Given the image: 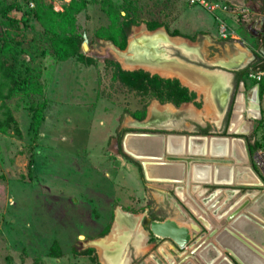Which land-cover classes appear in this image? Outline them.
<instances>
[{
	"label": "rangeland",
	"instance_id": "rangeland-1",
	"mask_svg": "<svg viewBox=\"0 0 264 264\" xmlns=\"http://www.w3.org/2000/svg\"><path fill=\"white\" fill-rule=\"evenodd\" d=\"M3 1L8 5L16 3L9 14L19 22L18 29H8L0 19V62L13 63L21 78V90L5 102L17 120L22 136L18 137L11 130L0 132V264H103L100 253L104 249L99 251L95 242L108 234L118 214L137 225L145 218L150 221L170 218L192 232L188 245L192 247L178 248L169 239L153 235L149 226L142 224L150 235L149 247L143 255L132 254L134 250L129 247L132 254L129 264L147 262L145 259L151 264L150 256L159 264H168L164 255L167 241L180 250L176 253L173 249L176 261L172 264H178L205 237L216 233L209 231L212 223L186 196L185 181L148 180L144 163L125 150L124 139L128 132L185 137L227 136L241 140L246 151V164L261 180L260 184L231 186L204 182L196 185L190 180V192L204 207L202 201L215 191L232 193L215 212L220 219L206 211L221 226L227 224L226 213L239 202L249 200L245 207L248 208L261 198L264 194V68L255 71L252 67L264 62V30L260 21L264 17V0H209L226 4L227 12L231 10L223 18L216 10L210 11L215 15L211 19L205 8H199L200 5L197 7L189 0H74L73 25L58 17L55 20L41 17L43 8L52 6L54 11H62L70 0ZM112 6L113 15L119 16V22L135 19L124 47L119 43L124 30L110 27ZM197 9L205 13H198V16L194 13ZM154 23L160 26L150 28L149 25ZM222 26L225 27L224 35ZM144 29L162 30L171 37L199 42L206 48L207 60L217 58L233 43L252 49L254 58L250 68L234 90L231 88L234 91L230 95L231 112L227 118L224 114L219 126L203 118L182 119L187 123L185 128L177 125L180 122L173 119L174 116L163 120L148 119L153 104L180 108L189 103L202 109L203 103L202 97L188 87L194 95L190 101L180 104L161 102L154 95L166 87L165 83L154 79L144 86L141 81L144 77L122 75L126 71L142 70L149 77L175 78L149 72L144 69L150 68L145 63V66L143 63L135 65L129 61L134 54L130 41L135 35L139 39L144 36L134 43L135 48L152 47L150 39L143 35L147 34ZM58 39L75 51L78 48L77 53L59 60L54 54ZM162 49L158 47L157 52ZM121 56L132 67H125L120 62ZM142 56V60L151 59L146 50ZM3 81L0 71V83ZM255 81L260 82L263 89L261 95L258 92L259 108L253 118L247 115L246 107L252 89L258 85ZM239 103L241 106L244 103L242 110ZM237 109L242 113L241 122L237 130L229 131V125L236 122L234 113ZM38 110L42 112L43 120L38 134L34 135L30 129L31 116ZM160 121L173 126L166 130L156 129ZM203 128L207 132H202ZM198 147L193 144L192 154L185 155L202 156ZM30 158L33 162L29 170ZM249 193L253 195L247 196ZM181 215L187 220L185 223L177 220ZM207 244L217 246L213 239ZM222 251L235 260L228 251Z\"/></svg>",
	"mask_w": 264,
	"mask_h": 264
},
{
	"label": "bare ground",
	"instance_id": "bare-ground-1",
	"mask_svg": "<svg viewBox=\"0 0 264 264\" xmlns=\"http://www.w3.org/2000/svg\"><path fill=\"white\" fill-rule=\"evenodd\" d=\"M241 1L243 2V0ZM260 21L262 26L263 25L262 19H260ZM143 35L147 36L145 38L150 39L151 36L150 33ZM137 38L138 35H135L134 40L131 41L132 44H130L131 45L130 49L134 53L132 58L139 59L143 57L142 56L143 53L141 52V48L139 49L134 47V43H137ZM121 62L127 68L131 66L126 63L124 58L122 59ZM137 62L139 64L143 63V61L139 62L138 60ZM161 72L162 73L164 72L165 75L171 74L167 70H163ZM182 80L186 82V79L182 78ZM258 102H259L258 89L255 86L250 93V98L246 107L248 109L247 115L249 114V116H252L253 118L257 115L259 108ZM172 107L173 106L171 105L162 106L159 104H153L150 107L148 119L149 120L154 119L153 117L156 114H158V116L155 118L162 116L168 118L170 114H174L178 112ZM241 118L242 115L238 113L237 115H235L234 120L236 122H239ZM160 123H162V121H160ZM235 129L236 127L234 126V122H232V127L229 129V131H234ZM168 143L172 145V150L174 151V154L180 153L181 150H184L185 154H188L190 151H192V148L189 146V139L187 137L181 138L179 136H171L170 138H168L167 135L161 133L128 132L124 139L125 149L131 155H134L138 160L144 163V169L148 180L155 182L161 181L163 183H171V182L184 183L186 177L185 163L177 159L175 160L167 159V155L170 152L172 153V150L169 151V148L167 147ZM192 144H196L199 146L197 148L198 149L197 151L199 152L202 150L206 151L205 153L206 157H216L220 155V156H224L227 159V161L231 160V162H225L219 165H215L213 162L210 163L197 162L193 164L190 167V171H191L190 180L192 181V183L195 184L197 183L201 185V183L204 182L214 183V184L222 182L231 186L239 185V184L256 186L260 184L259 182H261V180L251 170V168L248 166L249 164L248 165L246 164V159H247L246 151L244 144L241 140L235 139L234 137L225 136V137H217L215 139H210V140L208 139L205 146L204 144H202V141L199 142L198 140L194 141ZM164 153L167 154L164 155ZM196 179L197 181H195ZM192 183L188 188L189 193H187L185 189V194L196 204L198 210L206 216L208 221L212 223L211 225L213 226L209 231L210 232L214 231L216 233L212 237L207 236L204 238L203 241L199 242L198 245L193 248L194 253L188 255V257H185L183 262H181V264H190L189 262L190 259L194 260L197 264H203V263L213 264L216 259H220L221 257L224 258V261H226L227 264H236L233 259L232 260L229 259V257L227 255L226 257L224 253H222L223 255L220 257L219 253L223 252L222 250L231 252L234 255V257L242 264H259V261H257L256 258L264 259V253L261 251L262 249L260 248V246L257 245L255 242H257L258 240L259 241L261 240V242H263L262 239H264V214L262 213V210L264 209V194L261 195V198L258 196L260 199L258 201L253 202L248 208L245 207L248 205L247 203H249V200H244L241 203L239 202L237 206L235 205L236 207H234L230 212L228 211V213H226L227 214L226 216L231 215V218L225 219L227 221V224H225V226H221L218 222H216L214 218H212L211 213L208 212H212V214H214L216 218L220 219L219 216H217V213L215 212L218 211L217 209L220 208L222 204H224L227 200H229V198L232 196V193L230 191L220 192L219 190H217L214 193H212L208 198L204 199V201L201 200L202 203L204 202L205 204L204 207L197 202V200L193 197L192 193L190 192ZM220 195H223V198L219 202L213 204L212 205L213 207L211 209H208L211 203L215 201V199ZM252 195L253 194L251 193L247 194V196H252ZM244 209L245 211H243ZM177 220L182 223H185V221H187L185 220V217L182 215ZM174 221L177 223V225H179L176 220ZM116 222L119 224H122L121 222H124V220L121 218V214L117 215ZM250 225H254L255 228L260 232H258L256 229L248 228L251 227ZM179 226H184L188 229L190 234V240H189L190 243L192 239L191 230L189 229V227L185 226L184 224ZM196 229H198V227H196ZM212 238H214V242L215 244H217L216 247L220 248L221 250L218 253H216L215 249L213 248L214 244L211 245L207 244ZM165 239H169V238H165ZM169 240L172 241L171 239ZM189 243L186 244L184 247L189 245ZM174 249L176 248L174 247ZM170 252L171 254L173 253L172 255H174L175 253L173 250H171ZM199 256H201L206 261V263L204 262V260L200 259ZM109 264H113V263H109Z\"/></svg>",
	"mask_w": 264,
	"mask_h": 264
},
{
	"label": "crops",
	"instance_id": "crops-1",
	"mask_svg": "<svg viewBox=\"0 0 264 264\" xmlns=\"http://www.w3.org/2000/svg\"><path fill=\"white\" fill-rule=\"evenodd\" d=\"M198 6L199 5H197V7ZM199 8H201V6ZM201 10L202 9H197L196 11H194V13L198 16H199L198 13H205V11H201ZM207 11H206L207 16L210 19L211 17L214 18L213 16L215 15H212L210 11L209 12ZM216 11H217L216 14L221 18L231 13L230 12L231 10H229V12H227L228 10L223 11L219 9ZM209 26H211V24H209ZM145 31L147 34L148 33L151 34L150 44L154 47V51H152L153 58L151 62L145 63L152 70L149 68H144L145 66L144 63H143L144 66L141 65L140 67L144 68L149 72L157 73L164 77H175L179 79L184 86L188 87L190 90L196 92L198 95L202 97V103H203L202 109H196L195 107L191 106L189 103L182 104L180 108H176L172 105L173 106L172 108L178 111L179 113L176 112L174 114H170L168 118L174 116L172 118L180 122L177 125L179 127H184V128L187 127V123L181 120L186 117L192 119L203 118L213 123L215 126H219L227 109L230 99V93H231L230 91L232 90L231 86H232L233 74L231 73V71L243 69L248 65L250 66L254 58L252 49H250L248 46L241 44L234 46L233 43L231 46L228 47V49H226V52L222 53L217 58H213L212 60H207L206 48H204V46L201 45L199 42H192L188 39L186 40L184 38L177 36L171 37L168 36L162 30H160L161 32L160 31L151 32L147 30ZM139 40L141 39H139L138 37L137 42ZM158 47L163 48L161 52H157ZM203 48L205 49V52L203 51ZM168 49L170 50L169 52L167 51ZM142 51L144 54L145 49L141 48V52ZM175 51L177 52L180 51L179 53L185 56L187 59L184 60L177 54L173 55L172 53ZM119 59L121 62L123 56L119 57ZM128 59L130 62H133L134 64L138 63L137 58H128ZM197 60L200 61L202 64L201 65L195 64L194 61ZM163 70H167L171 74L165 75L164 72L163 73L161 72ZM182 78L186 79V82H184ZM239 105H240V110H242L241 107L243 108L244 103L243 106H241L242 103H239ZM244 109L246 110L245 107ZM238 113L242 115V113L237 109V111L234 114L237 115ZM157 116L158 114L154 115L153 118ZM158 118L165 119L166 117L162 116ZM170 121H172V119H170ZM240 122L241 121L236 123L234 122V126L236 127L235 130H237ZM159 124L160 123H157L158 127H156V129L158 128L161 130L162 129L166 130L173 126L172 123L168 124L167 121H165L161 125ZM122 219H128V218L124 217ZM115 220L112 223L108 234L102 240H98L95 242L98 249L100 248L99 251L104 249L102 254L100 253L101 255L100 259L103 264H109V263L129 264L132 260V254L143 255L146 253L149 247L148 241L150 235L149 232L142 227V223L140 225H137V222L131 224L132 221L128 219V220H124V222H121L122 224H119L117 222L115 223ZM250 226L251 227L248 228L256 229L254 225H250ZM212 239L214 241V238ZM262 241L263 242H261V240L260 241L258 240L255 243L260 246V248L262 249L261 251L264 253V245H263L264 239H262ZM171 242L167 241L168 246L165 245L166 250L164 249V245H163L164 251H167V253H165L164 255L167 258L168 264H172L173 262L176 261V255H172L170 252L171 250L174 249ZM129 247H131L134 250V253L131 252L132 254H130ZM188 247L191 248L192 245ZM213 248L215 249L216 253L220 252L216 246H213ZM167 249H169V251ZM179 252L180 250H176V253ZM222 255H223L222 252H220L219 256L221 257ZM199 257L200 259L204 260L201 256ZM149 258L153 262L151 264H159L158 260L153 256H150ZM256 259L257 261H259V264H264V259L262 258H256ZM145 260L147 262L142 261L140 264H150L148 263L147 259ZM189 262L190 264H197L194 260L191 259L189 260ZM204 262L206 263L205 260ZM218 263L227 264V262L224 261L223 257H221L220 259H216L213 264H218Z\"/></svg>",
	"mask_w": 264,
	"mask_h": 264
},
{
	"label": "trees",
	"instance_id": "trees-1",
	"mask_svg": "<svg viewBox=\"0 0 264 264\" xmlns=\"http://www.w3.org/2000/svg\"><path fill=\"white\" fill-rule=\"evenodd\" d=\"M33 5V4H32ZM16 6V3H12L10 5L6 4L5 1L0 0V19L3 25L8 29H18L19 28V22L17 19L12 17L9 12ZM74 0H70V2L63 7L62 11H54L52 6L43 8L41 10V17L49 19V20H55L57 17L62 20H67L71 25L75 22V17L72 13L74 10ZM114 6H112V9L110 11V27L112 28H119L123 29V33L120 35V46L124 47L126 43V39L128 37L129 31L132 27V25L135 24V19H122V21L119 22V16L113 15ZM76 11V10H75ZM74 11V12H75ZM135 12V11H134ZM157 26H160L158 23H154L153 25H149L150 28H155ZM8 33L10 32L7 30ZM114 40H117L114 38ZM80 42V41H79ZM79 46V44H78ZM78 51H75L74 49L69 48L68 45H65V43L58 39V41L55 42L54 47V54L59 60H65L68 57L76 54ZM249 66L245 67L240 70L233 71L234 74V86L236 87L238 83L242 80V77L245 73L248 72ZM0 71L3 79L5 82L0 83V132L1 133H7L9 130L13 131L15 135L18 137L22 136L21 129L19 128L18 122L15 119L10 107L5 102L6 99H10L13 95H15L18 91L21 90V78L19 77V74L17 75L13 63H9L7 61H1L0 62ZM122 75H130L132 77H137L140 75L141 79L144 77L141 81L144 86L151 83L154 79L157 81L163 82L166 84V87L162 90L156 91L155 95L161 102L171 101L175 104H180L182 102L190 101L194 95L192 92H189L187 87L182 86L178 79H162L158 75H152L149 77L148 74H145L141 71H126L123 72ZM255 83H258V92L259 95L262 94L263 86L260 82L255 81ZM3 87H5V90H3ZM41 87L38 88V91L41 92ZM229 111L226 114V118L229 116ZM43 120V114L41 111H35L31 116V124L30 129L34 135L38 134V129ZM202 132H207L206 128L201 129ZM33 160L32 158L28 161V169L30 170V166L32 164Z\"/></svg>",
	"mask_w": 264,
	"mask_h": 264
},
{
	"label": "water",
	"instance_id": "water-1",
	"mask_svg": "<svg viewBox=\"0 0 264 264\" xmlns=\"http://www.w3.org/2000/svg\"><path fill=\"white\" fill-rule=\"evenodd\" d=\"M263 30H264V27H263ZM263 40H264V36H263ZM262 51L264 52V43H263ZM263 68H264V62H261V63L257 64L256 66L252 67V70L261 71ZM256 87L258 89V85L257 84H256ZM231 127H232V123L229 125V129ZM167 136H168V138H170L171 136H178V135H167ZM179 137L186 138L185 136H182V135L179 136ZM217 137H225V136H211V137H208L207 135H189V136H187V138L189 139V146L191 148H192V145H193L192 143L194 141H196V140L202 141V144H204V146H205L206 142L208 141V139L209 140L210 139H215ZM167 147L169 148V151L172 150V145L170 143H168ZM192 152H193V150L190 151L189 153L192 154ZM199 153L202 156L185 155V151L184 150H181V152L178 153V154H174V151L172 150V153L170 152L167 155V159H169V160L177 159V160H181V161H183L185 163V171H186L185 189H186L187 193H189L188 188H189V182H190V179H191L190 167L193 164H195L197 162H222V163L231 162V160L227 161L226 158L206 157L205 156L206 151H204V150L200 151ZM195 181H197V179ZM219 184H226V183H222L221 182ZM222 198H223V195H220L219 197H217L215 199V201H213L211 203V205L208 207V209H211L213 207L212 205L215 204L216 202H219ZM234 214H235V212H234ZM230 218H231V215L226 216V219H230ZM142 224L144 226L148 225L149 226V230H150V232L153 235H155L157 237H161V238H169L179 248H182L186 244L189 243L190 234H189L188 229L186 227H184V226L177 225V223L173 219L166 218L164 220H151L150 221L149 219L145 218V219H142ZM213 232L214 231H211V233H213ZM192 251L194 252V250H192ZM192 251L188 255L193 254ZM228 253L236 260V262L234 260V262L236 264H242L234 257V255L231 252L228 251ZM183 260H181L178 264H181V262H183Z\"/></svg>",
	"mask_w": 264,
	"mask_h": 264
},
{
	"label": "built area",
	"instance_id": "built-area-1",
	"mask_svg": "<svg viewBox=\"0 0 264 264\" xmlns=\"http://www.w3.org/2000/svg\"><path fill=\"white\" fill-rule=\"evenodd\" d=\"M190 3L194 4V5H200L201 7L205 8L208 11H215V10H223L226 11L228 10L226 4H221L220 2L217 1H209V0H189ZM262 22L264 23V17L261 18ZM224 30L225 27L222 26L221 28V33L224 35Z\"/></svg>",
	"mask_w": 264,
	"mask_h": 264
},
{
	"label": "flooded vegetation",
	"instance_id": "flooded-vegetation-1",
	"mask_svg": "<svg viewBox=\"0 0 264 264\" xmlns=\"http://www.w3.org/2000/svg\"><path fill=\"white\" fill-rule=\"evenodd\" d=\"M244 2H245V0H244ZM263 27H264V23H263V25H262V30H263ZM140 49V48H139ZM147 52H149V54H150V57H151V59H148V60H145V59H143L142 60V57L141 58H139V59H137L139 62H142L143 61V63H149V62H151V60H152V58H153V56H152V51H154V47L152 46V47H150L149 49H147L146 47L144 48ZM156 50V49H155ZM142 53H143V51H142ZM174 53H176L177 55H179L182 59H187L185 56H183L182 54H180L179 52H177V51H175ZM144 58V57H143ZM141 60V61H140ZM194 63L195 64H198V65H201L202 63L200 62V61H194ZM204 66H205V64H204ZM249 66V65H248ZM248 66H246V67H248ZM249 68H250V66H249ZM233 71L234 70H232L231 71V73L233 74ZM232 88H233V90H234V74H233V77H232ZM234 93V91H231V93H230V95L231 94H233ZM231 104H232V98L230 97V99H229V103H228V106H227V111H226V113H225V117H226V114H227V112L229 111V112H231ZM230 114V113H229Z\"/></svg>",
	"mask_w": 264,
	"mask_h": 264
}]
</instances>
